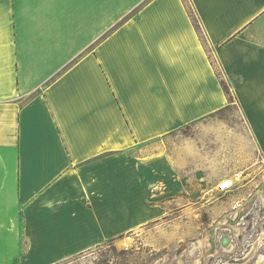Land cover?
<instances>
[{"label": "crops", "instance_id": "1", "mask_svg": "<svg viewBox=\"0 0 264 264\" xmlns=\"http://www.w3.org/2000/svg\"><path fill=\"white\" fill-rule=\"evenodd\" d=\"M231 107L264 152V0H0V264L157 221L177 179L150 148Z\"/></svg>", "mask_w": 264, "mask_h": 264}, {"label": "rangeland", "instance_id": "2", "mask_svg": "<svg viewBox=\"0 0 264 264\" xmlns=\"http://www.w3.org/2000/svg\"><path fill=\"white\" fill-rule=\"evenodd\" d=\"M249 137L231 107L154 144L176 176L178 201L162 195L150 212L157 221L63 264H264V152ZM211 176L234 187L222 193ZM190 201L199 205L181 210Z\"/></svg>", "mask_w": 264, "mask_h": 264}, {"label": "built area", "instance_id": "3", "mask_svg": "<svg viewBox=\"0 0 264 264\" xmlns=\"http://www.w3.org/2000/svg\"><path fill=\"white\" fill-rule=\"evenodd\" d=\"M233 187H234V180L225 179L219 184L218 190L222 193H229Z\"/></svg>", "mask_w": 264, "mask_h": 264}, {"label": "trees", "instance_id": "4", "mask_svg": "<svg viewBox=\"0 0 264 264\" xmlns=\"http://www.w3.org/2000/svg\"><path fill=\"white\" fill-rule=\"evenodd\" d=\"M190 14L192 15V18H193V21H194V23H195V26L197 27L198 31H200V26H199V24H198V20H197V18L194 16V14L192 13L191 10H190ZM200 33H201L202 36H203V33H202V32H200ZM203 41L205 42L204 37H203ZM217 71H218V73H219V70H217ZM226 92H227L228 96H230V98H231V93L227 90V88H226Z\"/></svg>", "mask_w": 264, "mask_h": 264}, {"label": "flooded vegetation", "instance_id": "5", "mask_svg": "<svg viewBox=\"0 0 264 264\" xmlns=\"http://www.w3.org/2000/svg\"><path fill=\"white\" fill-rule=\"evenodd\" d=\"M261 240H263V237L261 238ZM261 240H260V241H261ZM223 245H224V247H225V246L228 247V248L231 247V245H230V241H229L228 239H225V240H224V244H223Z\"/></svg>", "mask_w": 264, "mask_h": 264}, {"label": "water", "instance_id": "6", "mask_svg": "<svg viewBox=\"0 0 264 264\" xmlns=\"http://www.w3.org/2000/svg\"><path fill=\"white\" fill-rule=\"evenodd\" d=\"M225 238H227V239H229V240H230V238H229L228 236H226V237H224V238H223V242H224V239H225Z\"/></svg>", "mask_w": 264, "mask_h": 264}, {"label": "bare ground", "instance_id": "7", "mask_svg": "<svg viewBox=\"0 0 264 264\" xmlns=\"http://www.w3.org/2000/svg\"><path fill=\"white\" fill-rule=\"evenodd\" d=\"M227 239V238H226ZM229 240V239H228ZM226 247V246H225Z\"/></svg>", "mask_w": 264, "mask_h": 264}]
</instances>
